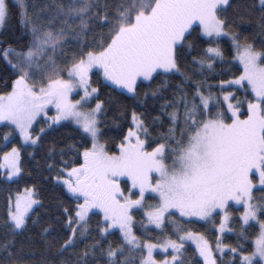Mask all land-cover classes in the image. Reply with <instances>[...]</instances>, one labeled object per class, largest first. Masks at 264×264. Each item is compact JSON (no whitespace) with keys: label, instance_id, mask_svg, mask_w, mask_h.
<instances>
[{"label":"snow or ice","instance_id":"snow-or-ice-1","mask_svg":"<svg viewBox=\"0 0 264 264\" xmlns=\"http://www.w3.org/2000/svg\"><path fill=\"white\" fill-rule=\"evenodd\" d=\"M15 2L29 39L0 41V179L24 184L0 221L9 264H27L16 237L44 207L24 156L70 126L79 138L48 144L43 177L67 198L47 241L71 253L59 264H264V0L235 15L233 0ZM11 14L0 0V26ZM105 88L133 102L116 136Z\"/></svg>","mask_w":264,"mask_h":264},{"label":"trees","instance_id":"trees-1","mask_svg":"<svg viewBox=\"0 0 264 264\" xmlns=\"http://www.w3.org/2000/svg\"><path fill=\"white\" fill-rule=\"evenodd\" d=\"M45 1L46 0H25L27 11L30 14L38 12L43 7ZM10 3L12 4V14L7 20L6 25L0 34V41L5 42V46L7 43H12L17 47H22L29 39L28 30L25 28L24 24L21 23V9L16 4L15 0H10ZM233 3L234 7L229 10V13L235 15L239 12H245L247 6H250L252 4L258 5V0H233ZM250 19L252 20V23L251 25H247V28L250 33L255 34L258 31V28L256 27V16H252L250 17ZM259 39L260 38L257 36V42H259ZM226 67L227 66H225V68ZM9 71L10 68L2 59H0V80L6 79L7 73ZM177 79H179V77H177ZM148 87L149 85L145 83L142 86V91L143 89H147ZM110 94L112 97H118V99H113L111 101L110 107L112 110L108 113L103 127L108 130L107 135L116 136L118 129L114 121L118 117L123 106L127 105L130 111L133 102L125 97L119 96L118 92L111 91L107 88L103 90L102 98L107 101ZM137 110L140 111L141 109ZM120 123H123L125 128L127 127V120L120 121ZM4 131H7V129L0 128V137H2ZM70 136L75 139L79 138L73 127L70 126L62 128L54 136L49 137L48 142L43 147L36 150V154L34 157L28 156L27 154H25L24 156L26 176L29 172H32L33 175L36 176L37 165H39V171L42 175L37 176V182L40 186L41 198L44 204L43 208L38 207L36 209V212L33 213V217H35L36 213H39L41 223L39 225L32 226L30 221V227L21 235L16 237V240L18 241L14 249L16 256L21 260L27 262V264H43L44 261L52 262V264H59V261L63 257H68L71 255L70 252H58L57 249L59 248V244L49 246V244L47 243V241L52 240L54 236L60 235V225L56 220V216L58 215V213L55 205L58 201L66 200L67 198L64 194V191L55 186L51 182V180L43 179V177L48 176V173L45 170L47 164L46 154L48 144H50L53 139L56 141H66V139ZM13 143H17V141L13 140L11 143H9L8 148H10ZM0 150H7L6 148H3L2 142H0ZM28 151L31 152L33 150L28 149ZM32 182V180H29V183ZM23 187V183H20L19 185H17L16 183H5L2 179H0V221L5 218L6 199L9 191L14 193L17 188L22 189ZM256 194L261 195L262 193L257 192ZM137 218L139 219V215L137 216ZM97 219V217L92 218L91 223L93 224V226L95 225ZM48 224H52L55 231H50L49 235L44 236L41 234V228L47 226ZM3 237L4 229L2 228V226H0V238ZM111 239L116 238L112 237ZM229 240L234 242L235 237H230ZM20 242H23V246ZM82 246L83 245H81V247ZM188 251L190 255L192 251L191 248H189ZM0 261H2V264H9L7 257L2 254H0Z\"/></svg>","mask_w":264,"mask_h":264},{"label":"rangeland","instance_id":"rangeland-1","mask_svg":"<svg viewBox=\"0 0 264 264\" xmlns=\"http://www.w3.org/2000/svg\"><path fill=\"white\" fill-rule=\"evenodd\" d=\"M45 2H47V0ZM5 25H6V23L3 26H0V34H1L2 30L4 29Z\"/></svg>","mask_w":264,"mask_h":264}]
</instances>
